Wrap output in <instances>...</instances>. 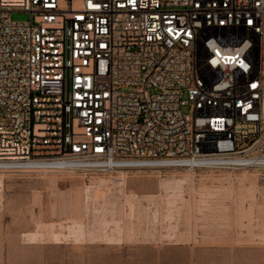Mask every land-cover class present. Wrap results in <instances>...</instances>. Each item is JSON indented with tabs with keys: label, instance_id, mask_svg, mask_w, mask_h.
<instances>
[{
	"label": "built area",
	"instance_id": "1",
	"mask_svg": "<svg viewBox=\"0 0 264 264\" xmlns=\"http://www.w3.org/2000/svg\"><path fill=\"white\" fill-rule=\"evenodd\" d=\"M202 159L264 171V0H0V172Z\"/></svg>",
	"mask_w": 264,
	"mask_h": 264
},
{
	"label": "rangeland",
	"instance_id": "2",
	"mask_svg": "<svg viewBox=\"0 0 264 264\" xmlns=\"http://www.w3.org/2000/svg\"><path fill=\"white\" fill-rule=\"evenodd\" d=\"M221 163L0 172V264H264V171Z\"/></svg>",
	"mask_w": 264,
	"mask_h": 264
},
{
	"label": "bare ground",
	"instance_id": "3",
	"mask_svg": "<svg viewBox=\"0 0 264 264\" xmlns=\"http://www.w3.org/2000/svg\"><path fill=\"white\" fill-rule=\"evenodd\" d=\"M208 160H211V159H202V160H199V161H196V164H197V166H199L201 163H203V161H208ZM118 168H120V167H118ZM31 169H36V170H44V169H49L48 168V166L46 165V164H44V163H39V164H34V165H32V168ZM114 169H117V168H114ZM114 169H112V170H110V171H113ZM121 169H123V168H121ZM188 170H193V169H189V168H187ZM253 169H256V168H253ZM258 170V169H257ZM177 182H181V181H179V180H177ZM122 184V183H121ZM168 183L165 181V180H160L159 181V184L158 185H160V186H162L164 189L166 188V187H168V185H167ZM137 196L138 195H135V194H126V197H127V200H128V198H134L135 200H138L137 199ZM206 201V200H205ZM172 202H174V201H172ZM186 204H187V202H186ZM172 205H174V204H172ZM187 209V208H186ZM116 225V224H115ZM262 225V234H261V241H262V243H263V245H264V221H263V223L261 224Z\"/></svg>",
	"mask_w": 264,
	"mask_h": 264
},
{
	"label": "crops",
	"instance_id": "4",
	"mask_svg": "<svg viewBox=\"0 0 264 264\" xmlns=\"http://www.w3.org/2000/svg\"><path fill=\"white\" fill-rule=\"evenodd\" d=\"M165 263L167 264H180L179 261L174 257L170 256V254L167 255L166 258H164Z\"/></svg>",
	"mask_w": 264,
	"mask_h": 264
}]
</instances>
